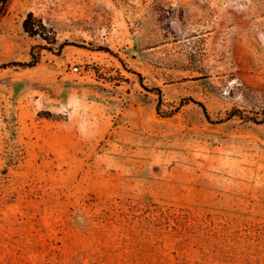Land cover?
<instances>
[{
    "label": "rangeland",
    "instance_id": "obj_1",
    "mask_svg": "<svg viewBox=\"0 0 264 264\" xmlns=\"http://www.w3.org/2000/svg\"><path fill=\"white\" fill-rule=\"evenodd\" d=\"M32 48L0 69V264H264V122L230 114L264 108V0H10L0 65Z\"/></svg>",
    "mask_w": 264,
    "mask_h": 264
},
{
    "label": "trees",
    "instance_id": "obj_2",
    "mask_svg": "<svg viewBox=\"0 0 264 264\" xmlns=\"http://www.w3.org/2000/svg\"><path fill=\"white\" fill-rule=\"evenodd\" d=\"M10 0H0V11H2L5 6L9 3ZM22 27L24 32H26L27 34H29L30 36H41L43 37V30H46V27L42 24L40 19L35 18L32 13H28L26 18L23 20L22 22ZM44 40L47 41L46 38H43ZM66 44H61L59 45V48H63ZM39 50L43 49L44 46H38L37 47ZM49 50V48H47ZM40 60V51L35 52L34 49L32 48L31 52H30V60L28 62H11V63H7V64H1L0 65V69H5L8 67H21V68H31L34 67ZM158 95L160 96V90L156 89ZM191 101L195 104H198L203 113L205 115L206 114V110L204 108V106L202 104H200L199 102H194L193 100H188ZM188 101H183L185 104L188 103ZM181 102V103H183ZM160 104H161V100L158 102L157 106H156V110L158 113H160ZM183 105V104H181ZM230 114L232 116L237 115L240 117H243L245 119H248L256 124L262 123L264 122V108L261 110V112H259L257 115H260V118H258L257 116L251 117L249 118L248 116H244L243 112L240 110H232L230 112ZM229 114V115H230Z\"/></svg>",
    "mask_w": 264,
    "mask_h": 264
},
{
    "label": "built area",
    "instance_id": "obj_3",
    "mask_svg": "<svg viewBox=\"0 0 264 264\" xmlns=\"http://www.w3.org/2000/svg\"><path fill=\"white\" fill-rule=\"evenodd\" d=\"M77 69H78L77 67L74 68V70H77Z\"/></svg>",
    "mask_w": 264,
    "mask_h": 264
}]
</instances>
